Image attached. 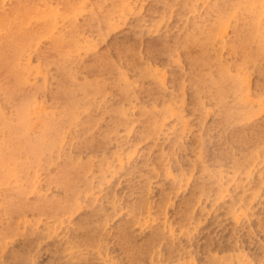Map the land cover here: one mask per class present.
<instances>
[{"label":"rangeland","instance_id":"rangeland-1","mask_svg":"<svg viewBox=\"0 0 264 264\" xmlns=\"http://www.w3.org/2000/svg\"><path fill=\"white\" fill-rule=\"evenodd\" d=\"M82 1L84 12L92 0ZM121 1L103 31L81 35L73 82L91 78L74 113L67 107L72 121L62 136H42L65 111L51 96L54 65L44 64L36 44L20 67L26 85L40 90L24 99V114L0 93L9 124L0 125V145L10 146L23 118L22 134L37 153L48 150L31 162L22 144L0 168V264H264V37L256 36L264 33V0ZM67 32L57 21L42 34L40 52ZM96 52L118 68L95 77L83 66L94 67Z\"/></svg>","mask_w":264,"mask_h":264},{"label":"bare ground","instance_id":"bare-ground-1","mask_svg":"<svg viewBox=\"0 0 264 264\" xmlns=\"http://www.w3.org/2000/svg\"><path fill=\"white\" fill-rule=\"evenodd\" d=\"M241 1V0H240ZM251 1V0H250ZM257 1V0H256ZM248 3H252V2H249ZM82 5H83V1L82 0H0V93L3 95L4 99H7L8 102H11V107L13 108V110L18 114V113H21L22 109H23V106H22V102L25 104V101L24 99H27V97L30 95V93L32 91H40L38 88L36 87H28L25 83V78H24V74L22 73L21 71V63H22V59H23V56L26 54V52H28L29 48L28 46H31V45H34L36 44V49L38 51L39 54L42 55L43 59H44V64L45 65H48V63L54 65V68H55V71L56 73L52 74L50 73V76H52V79H56V82H55V88L54 90L52 91L51 93V96H52V100H53V103H56L58 104L60 107H62L65 111V115H63V117H65L64 119L62 120H56V119H50L49 121H47L46 123V133L45 134H42L43 137L49 135V137H52V136H56V135H60L62 136V133L61 132V128H62V125L66 122L69 121H72L70 120V117L69 119L67 118V114H66V111H67V107L70 106V113H74L75 111V106H76V103L78 102L76 100V95H77V92L79 90H83V87L87 84V80L89 81V79H86L84 82H73L75 81V70H77L83 63L82 61L80 60L79 58V55L77 54V50L79 48H82V46L85 45L84 41L82 40L81 38V35H87L88 32H83L85 30L87 31H90V30H95L96 28H98V30L100 31H103L107 25V22L109 21V17L110 15L112 14L111 11H115V10H118L120 9L121 6H123V3L121 0H92L91 3L87 4L84 12H82ZM233 9V8H232ZM139 20H144V18H142L141 16L138 17ZM59 20H62L64 25H65V28L66 29H69V32L66 33H62V34H58V35H54L50 38V41L46 43V46H42V50L43 52H40V47H38V44L40 42V40L42 39L43 37V33L45 31H47L52 25H54L57 21ZM220 20V19H219ZM257 22H258V18H257ZM252 25V22H250ZM256 22H254L255 24ZM244 24V23H243ZM249 25V23H248ZM260 26V24H258ZM254 26V25H253ZM258 26V27H259ZM263 26H261L259 29H261ZM250 28V27H249ZM254 28V27H253ZM254 30V29H252ZM251 30V31H252ZM264 31V29H263ZM217 32V31H216ZM246 32V31H245ZM50 33H52L50 31ZM209 33V32H208ZM255 33H257L255 31ZM260 33V32H258ZM53 34V33H52ZM244 35V33L241 32V35ZM248 34V33H247ZM252 34V33H250ZM259 35V34H258ZM256 35L257 38L258 37H264V33L262 35ZM205 36H208V35H205ZM249 36V34H248ZM253 36V35H252ZM255 36V35H254ZM207 38V37H206ZM236 38V37H235ZM246 40H248V37H246V34H245V37ZM250 38V37H249ZM251 38H254V37H251ZM215 39V38H214ZM243 39V38H242ZM259 39V38H258ZM238 40V39H237ZM245 40V39H244ZM251 40V39H249ZM255 40V39H253ZM263 40V38H262ZM261 40V41H262ZM240 41V40H239ZM258 41V40H257ZM260 41V39H259ZM242 42H245V41H241L240 43ZM256 42V41H255ZM263 42V41H262ZM88 43V42H87ZM240 43L238 44V47L240 45ZM246 44H249V42H247ZM252 44V42H251ZM249 45V47H253L252 45ZM260 44V43H259ZM203 45V44H202ZM234 45V43H233ZM243 45V43H242ZM242 45H241V51L244 55V53L246 52V50L248 48H246L245 52L243 51L245 48H242ZM257 45V44H256ZM262 45V44H260ZM234 46H237L234 45ZM233 47V46H232ZM246 47V46H244ZM250 47V48H251ZM257 47V46H256ZM86 48V46L84 47ZM96 48V47H95ZM112 48H115L117 49L118 52H123V49L121 47H117L115 45L112 46ZM89 49V48H88ZM87 49V50H88ZM207 49V48H206ZM233 49V48H232ZM235 49V52L237 51L236 50V47L234 48ZM262 48H260L261 50ZM205 50V49H203ZM252 50V48H251ZM199 51V53L202 51L197 50ZM250 52V51H249ZM106 53V52H96L92 59H95L93 60L94 62H97L94 67L92 65H88V66H83L84 68L88 69V70H91L92 73H96L95 77L96 76H99V74H102L103 76L106 77V75L108 73H111L113 70H115V68H118L117 67V64L113 61V63H111L110 59H107L106 57H103V54ZM109 53V52H108ZM203 53V51H202ZM209 53V52H208ZM214 53V52H212ZM234 53V51H233ZM242 55V56H243ZM216 56H218V54L216 53ZM215 56V57H216ZM221 56V54L219 55ZM249 56L251 57V55L249 54ZM248 56V57H249ZM260 56V55H259ZM197 57H200L198 54H197ZM214 57V58H215ZM244 57V56H243ZM41 58V57H40ZM218 58V57H217ZM257 58V57H256ZM203 59V58H202ZM208 59V58H207ZM223 59V58H222ZM226 59V58H224ZM244 59V58H242ZM250 59V58H249ZM253 60V59H252ZM211 61V60H210ZM213 61V60H212ZM211 61V62H212ZM218 61V60H217ZM227 61V60H226ZM244 61V60H243ZM246 61V59H245ZM250 61V60H249ZM219 63L221 62L218 61ZM224 62V61H223ZM248 62V61H247ZM254 62V61H253ZM255 62H257L255 60ZM254 62V63H255ZM215 63V62H214ZM250 63V62H249ZM218 64V63H217ZM216 64V65H217ZM257 64V63H255ZM227 65V64H226ZM236 65H238V63L236 62ZM241 65V63H240ZM202 66V65H201ZM222 66V65H221ZM211 67V66H210ZM209 67V68H210ZM220 67V65H219ZM230 67V66H229ZM228 67V68H229ZM240 67V66H238ZM199 68V67H198ZM213 69L214 68V64H213ZM222 68V67H221ZM224 68H225V65H224ZM236 68V67H235ZM207 70V69H206ZM221 70V69H220ZM58 71V72H57ZM209 71V70H207ZM210 71H211V68H210ZM217 71V69H216ZM215 71V73H216ZM226 71V70H225ZM233 71V70H231ZM218 72V71H217ZM22 73V74H21ZM205 73V72H204ZM209 73V72H207ZM206 73V74H207ZM213 73V72H212ZM219 73H222L221 71ZM229 73V72H228ZM237 73V71H236ZM59 74V75H58ZM205 74V75H206ZM217 74V73H216ZM223 74V73H222ZM233 74V73H232ZM231 74V75H232ZM219 75V74H218ZM221 75V74H220ZM211 76L214 77V75L211 74ZM222 76V75H221ZM220 76V77H221ZM233 76V75H232ZM237 76V75H235ZM240 76V75H239ZM238 76V77H239ZM217 77V76H216ZM219 77V78H220ZM224 77V76H223ZM242 78V77H241ZM212 79V78H211ZM214 80L216 78H213ZM240 79V77H239ZM208 80V79H207ZM219 80V79H218ZM222 80V79H221ZM229 80V79H228ZM243 80V79H242ZM227 81V80H226ZM224 81V82H226ZM234 81V80H233ZM232 81V83H233ZM73 82V83H71ZM201 82V81H200ZM222 82V81H221ZM240 80H239V84H240ZM97 83V82H95ZM210 83V81H209ZM94 84V83H93ZM222 84H224L222 82ZM237 84V86L239 85ZM97 85V84H96ZM208 85V84H207ZM93 86V85H92ZM240 86V85H239ZM238 86V87H239ZM222 88H224V86H221ZM209 88V87H208ZM227 88V87H226ZM237 87H235L236 89ZM241 88V87H240ZM220 89V87H219ZM228 89V88H227ZM231 89V88H230ZM234 89V88H233ZM96 90V88H95ZM211 90V88L209 89ZM218 90V89H217ZM84 91V90H83ZM97 91V90H96ZM237 91V89H236ZM241 91V90H240ZM239 90L237 92H240ZM86 92V91H85ZM108 92V91H107ZM208 92V91H207ZM221 92V91H220ZM234 92V91H233ZM200 93V92H199ZM217 93V92H216ZM219 93V92H218ZM236 93V92H235ZM94 94V93H93ZM108 94V93H107ZM222 94V92H221ZM239 94V93H237ZM88 95V94H87ZM106 95V94H105ZM89 96V95H88ZM96 96V94L94 95ZM235 96V94H234ZM220 97V96H219ZM240 97V96H239ZM242 97V96H241ZM80 98V97H79ZM95 98V97H94ZM105 98V97H104ZM222 98V97H221ZM86 99V98H85ZM98 99V98H97ZM103 99V97L101 98ZM241 99V98H239ZM226 100V99H225ZM101 101H104V100H101ZM221 101V99H220ZM234 101V100H233ZM237 101V100H236ZM7 102V103H8ZM235 102V101H234ZM238 102V101H237ZM96 103V101H95ZM105 103V101H104ZM107 103V102H106ZM33 104V102H32ZM31 104V105H32ZM232 104V103H231ZM78 105V103H77ZM88 105V104H87ZM91 105V104H90ZM236 105V103H235ZM83 107V106H82ZM224 107V105H223ZM56 108V107H54ZM85 111L87 112V108L86 107H83ZM81 108V109H83ZM86 108V109H85ZM235 108V106H234ZM57 109V108H56ZM77 109V108H76ZM80 109V107H79ZM78 109V110H79ZM80 109V110H81ZM122 109V107H121ZM10 110L9 108L6 110L8 111ZM74 110V111H73ZM124 110V109H123ZM230 110V109H229ZM234 110V109H233ZM11 111V110H10ZM54 111V110H53ZM52 111V112H53ZM82 111V113H83ZM119 111V110H118ZM69 112V111H67ZM226 112V111H225ZM234 112V111H233ZM64 113V112H63ZM62 113V114H63ZM77 113V112H76ZM116 113V112H115ZM126 113V112H125ZM232 113V111L230 112H227V114H230ZM235 113H236V110H235ZM235 113H232L230 114V118L235 114ZM22 115L24 113H21ZM61 114V113H60ZM4 115V107L1 106L0 107V120H1V126H2V122L3 118L2 116ZM10 115V114H9ZM20 115V114H19ZM48 115V114H47ZM72 115V114H71ZM76 115V114H75ZM80 115V113H79ZM237 115V114H236ZM235 115V116H236ZM55 116V115H54ZM61 116V115H60ZM70 116V115H69ZM78 116V114H77ZM5 117V115H4ZM79 117V116H78ZM98 117V116H97ZM101 117V116H99ZM227 117V116H226ZM72 118V117H71ZM77 118V117H76ZM6 119V117H5ZM4 119V120H5ZM73 119H74V116H73ZM78 119V118H77ZM80 119V118H79ZM101 119V118H100ZM100 119H98L100 121ZM7 120V119H6ZM20 122L17 124V127H14L13 128V132H14V138L12 140V143H11V139H10V146L9 147H6L4 142L2 145L6 147V149L3 151V153L1 152L0 153V168L1 167H6L7 163H9L8 161L11 158L12 156V153L13 151H16L18 148L21 149V146L22 144L25 145V147L27 146L28 147V150L31 151V162H35L37 160L38 162V158H42V155L48 151V150H45L43 152H40V153H37V148H38V145L37 143H35V140L34 139H31V140H28L23 134L22 132H25L27 131L26 130V120L23 119V118H20L19 119ZM97 120V119H95ZM97 120V121H98ZM18 121V120H17ZM75 121V120H73ZM79 121V120H78ZM8 122V121H7ZM7 122H5V124L7 125ZM12 122V120H11ZM16 121H14L15 123ZM77 122V121H75ZM75 122H72L74 123V125L76 124ZM92 122V121H91ZM95 122V121H94ZM69 123V122H68ZM88 123V122H87ZM97 124V122H95ZM94 123V124H95ZM71 124V122L69 123ZM68 124V125H69ZM93 124V125H94ZM95 124V126L97 127V125ZM4 125V124H3ZM6 125L4 127H6ZM9 125V124H8ZM7 125V127H8ZM73 125V126H74ZM89 125V124H88ZM153 125V124H152ZM78 126V125H77ZM81 126V124H80ZM92 126V125H91ZM116 126V125H115ZM114 126V127H115ZM13 127V126H12ZM93 127V126H92ZM113 127V128H114ZM153 127H156V126H153ZM11 128V127H9ZM33 128V127H32ZM68 128H70L68 126ZM67 128V129H68ZM91 128V127H90ZM90 128H87V130L91 131ZM42 129V128H41ZM75 129V127H74ZM3 130V129H2ZM44 130V129H43ZM7 131V130H6ZM11 131V130H10ZM4 132V130L2 131ZM76 132V131H75ZM67 133V132H66ZM147 133V132H146ZM3 134V133H1ZM8 134H9V131H8ZM7 134V135H8ZM75 134V133H74ZM85 134V133H84ZM5 135V134H4ZM3 135V136H4ZM39 135V134H38ZM11 135L9 134V137ZM101 136V134H100ZM105 136V135H104ZM104 136H103V139H104ZM6 137V136H4ZM2 137L1 139L3 140ZM25 137V138H24ZM83 137V136H82ZM86 137V136H85ZM102 137V136H101ZM40 138V137H39ZM0 139V141H2ZM8 139V137L6 138ZM85 140V139H84ZM57 141V140H56ZM60 141V140H59ZM73 141V139H72ZM8 142V141H7ZM1 143V142H0ZM63 143V142H62ZM0 145V147L2 146ZM61 147V146H60ZM41 148V147H40ZM258 148V147H257ZM255 148V149H257ZM16 149V150H15ZM251 149V148H250ZM19 150V149H18ZM25 150V149H24ZM43 150V149H42ZM163 150V149H162ZM251 150H250V154H251ZM17 154V153H16ZM254 154V153H252ZM257 154V152H256ZM14 155V153H13ZM17 156V155H15ZM28 156V154H27ZM157 156V155H156ZM161 156V155H160ZM249 156V155H248ZM24 157V156H23ZM170 157V156H169ZM21 159V157H19ZM18 158V159H19ZM80 158V157H79ZM251 158V157H250ZM253 158V157H252ZM23 159V158H22ZM14 158L12 159V162H13ZM80 160V163H81V159ZM246 160V159H245ZM17 161V159L15 160ZM14 161V162H15ZM41 161V159L39 160ZM78 161V160H77ZM165 161V160H164ZM11 162V163H12ZM76 162V161H75ZM10 163V164H11ZM19 163V162H18ZM77 163V162H76ZM79 163V162H78ZM17 163H15V166H16ZM20 164V163H19ZM40 164V162H39ZM38 166L40 167L41 165ZM72 164V163H71ZM74 164L73 163V167H74ZM14 165V164H13ZM12 165V166H13ZM51 165V163H50ZM48 165V166H50ZM78 165V164H76ZM82 165V164H80ZM164 167H165V164H163ZM8 166V165H7ZM14 166V168H15ZM13 168V169H14ZM87 168V167H86ZM3 169V168H2ZM2 169H0V171H3ZM9 169V168H8ZM16 169V168H15ZM14 169V170H15ZM19 169V168H17ZM80 169V167H79ZM83 170V168H82ZM165 170V169H164ZM13 171V170H12ZM20 171H22L20 169ZM36 171V170H35ZM4 172H5V169H4ZM3 172V173H4ZM6 172H8L6 170ZM18 172V171H17ZM15 172V173H17ZM25 172V171H24ZM63 172V171H62ZM66 172V171H65ZM86 172V170H85ZM8 173H11L10 171ZM182 173V172H181ZM2 174V173H1ZM5 174V173H4ZM3 174V175H4ZM64 174V173H63ZM71 174V173H70ZM83 174V173H82ZM85 174V176H84ZM83 174V177H86V173ZM16 175V174H15ZM25 175V174H24ZM36 175V174H35ZM34 175V176H35ZM50 175V174H49ZM76 175V174H75ZM9 176V175H8ZM12 176H14V173L12 174ZM30 176V175H29ZM33 176V175H32ZM78 176V175H77ZM17 177V176H16ZM48 177V176H47ZM1 178V177H0ZM15 178V176H14ZM26 178V175L25 177ZM23 178V179H24ZM32 178V177H31ZM46 178V177H45ZM49 178V177H48ZM67 178V176H66ZM3 179V178H2ZM5 179V178H4ZM9 179V178H8ZM35 179V178H34ZM10 180V179H9ZM15 180V179H14ZM33 180V179H32ZM71 180V179H69ZM17 182V180H15ZM20 181V180H19ZM24 181V180H23ZM58 181V180H57ZM173 181V180H172ZM177 181V180H176ZM0 182L2 183V180L0 179ZM8 182V181H7ZM36 183V182H35ZM175 183V182H174ZM38 184V183H36ZM172 184V183H171ZM2 185H5V184H2ZM7 185V184H6ZM13 185V184H12ZM26 186V185H25ZM66 186V185H65ZM170 186V185H169ZM172 186V185H171ZM174 186V185H173ZM17 187H19L17 185ZM175 187H176V183H175ZM174 187V188H175ZM34 188V187H33ZM32 188V189H33ZM148 188V187H147ZM146 188V189H147ZM16 189V188H14ZM35 189V188H34ZM37 189V188H36ZM167 190V189H166ZM165 191V190H164ZM169 193V192H168ZM145 194V193H144ZM150 194V193H149ZM2 196V195H1ZM166 196H169V195H166ZM144 197V195H143ZM12 198V197H11ZM61 198V197H60ZM5 199V198H4ZM72 199V198H71ZM3 200V199H2ZM7 200V199H6ZM146 200V199H145ZM144 200V201H145ZM150 200V199H149ZM165 200V199H164ZM10 202V201H9ZM67 202V201H66ZM69 202V201H68ZM142 203V202H140ZM147 203V202H146ZM30 203H28L29 205ZM35 204V203H34ZM145 204V203H144ZM148 205V203H147ZM25 206V205H24ZM62 206V205H61ZM93 206V205H92ZM101 206V205H100ZM1 207V206H0ZM66 207V206H65ZM140 207V206H139ZM192 208V207H191ZM101 209V208H100ZM146 209V208H145ZM4 211V210H3ZM56 211V210H55ZM54 211V212H55ZM98 211V210H97ZM100 211V210H99ZM191 211V209H190ZM188 211V212H190ZM146 212V211H145ZM147 212H148V209H147ZM146 212V214H147ZM192 212V211H191ZM27 213V212H26ZM131 213V212H130ZM66 214V213H65ZM149 214V213H148ZM145 215V214H144ZM41 216V215H40ZM45 216V215H43ZM64 215H62L63 217ZM142 216V214L140 215ZM139 216V217H140ZM189 218H190V215H188ZM192 216V215H191ZM194 216V215H193ZM36 217V216H35ZM138 217V218H139ZM154 217V216H153ZM134 218V217H133ZM145 218V217H144ZM150 218V217H149ZM193 219V217H191ZM33 219H36L34 218L33 216ZM39 219V218H37ZM36 219V220H37ZM60 219V218H59ZM153 219V218H152ZM155 219V217H154ZM153 219V220H154ZM57 220V219H56ZM148 220V218H147ZM151 220V219H150ZM7 221V220H6ZM32 221V220H31ZM62 221V219H61ZM138 221V220H137ZM156 221V220H155ZM42 222V221H41ZM52 222V221H51ZM49 222V223H51ZM57 222V221H55ZM142 222V221H141ZM148 222V221H147ZM145 221V223H147ZM164 222V221H163ZM185 222V221H183ZM33 223V222H32ZM31 223V224H32ZM40 223V222H39ZM65 223V222H63ZM138 223V222H137ZM190 223V222H189ZM36 224V223H35ZM107 224V223H106ZM105 224V225H106ZM136 224V223H135ZM150 224H152V222H150ZM188 224V223H187ZM55 225V224H53ZM104 225V226H105ZM164 225L165 223L163 224V228H164ZM182 225V224H181ZM50 226V225H49ZM48 226V227H49ZM61 226V225H60ZM169 226V225H168ZM184 226V225H183ZM189 226V224H188ZM16 227H18L16 225ZM47 227V228H48ZM133 227V226H132ZM150 227V226H149ZM171 227V226H170ZM182 227V226H180ZM179 227V228H180ZM187 227V225H186ZM19 228V227H18ZM51 228V227H50ZM104 228V227H103ZM166 228V226H165ZM188 228V227H187ZM49 229V228H48ZM171 229V228H170ZM17 230V229H15ZM33 230V229H32ZM31 230V231H32ZM46 230V229H45ZM44 230V231H45ZM20 231V230H19ZM47 231V230H46ZM15 232V231H14ZM111 232V231H110ZM109 232V233H110ZM170 232V231H169ZM173 232V231H172ZM33 233V232H32ZM20 234V233H19ZM42 234V232L40 233ZM44 234V232H43ZM24 235V234H23ZM27 235V234H26ZM31 235V234H30ZM101 235V234H100ZM170 237H173V236H170ZM8 238V237H6ZM11 239V238H10ZM13 239V238H12ZM5 241V240H4ZM13 241V240H12ZM162 241V240H161ZM11 242V241H10ZM9 242V244H10ZM5 243V242H4ZM126 243V242H125ZM73 244V242H72ZM1 246V245H0ZM160 246V245H159ZM6 247V245H5ZM86 247V246H85ZM158 247V246H157ZM73 248H76V247H73ZM78 248V247H77ZM95 248V247H94ZM1 249L3 250L4 248L1 247ZM71 249V248H70ZM80 249V248H79ZM1 250V251H2ZM5 250V249H4ZM69 250V249H67ZM66 250V251H67ZM83 249H81L82 251ZM85 250V249H84ZM98 250V249H97ZM134 250V249H133ZM178 250V249H177ZM69 252V251H68ZM100 253H102L100 250H99ZM150 252V251H149ZM160 252V251H159ZM158 252V253H159ZM132 254V253H131ZM86 255V254H84ZM83 255V256H84ZM158 255V254H157ZM151 256V255H150ZM87 257V255L85 256ZM168 259V258H167ZM181 259V258H179ZM184 259V258H183ZM183 259L181 260V262H184ZM135 260V259H134ZM178 260V259H177ZM176 260V261H177ZM104 261V260H103ZM107 261V260H106ZM167 261V260H166ZM131 262V261H130ZM140 262V261H139ZM161 263V262H160ZM132 264V263H130ZM166 264V263H165ZM175 264V263H174ZM182 264V263H181Z\"/></svg>","mask_w":264,"mask_h":264}]
</instances>
